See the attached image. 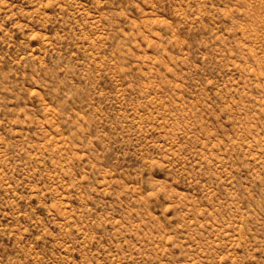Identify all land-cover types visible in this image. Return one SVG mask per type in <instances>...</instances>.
Listing matches in <instances>:
<instances>
[{"label":"rangeland","instance_id":"obj_1","mask_svg":"<svg viewBox=\"0 0 264 264\" xmlns=\"http://www.w3.org/2000/svg\"><path fill=\"white\" fill-rule=\"evenodd\" d=\"M0 264H264V0H0Z\"/></svg>","mask_w":264,"mask_h":264}]
</instances>
